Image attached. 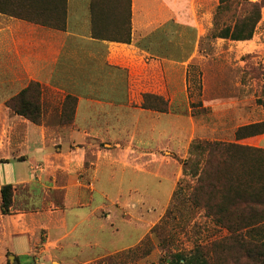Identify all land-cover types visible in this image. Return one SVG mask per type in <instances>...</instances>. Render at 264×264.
<instances>
[{"label": "crops", "instance_id": "0c3cea01", "mask_svg": "<svg viewBox=\"0 0 264 264\" xmlns=\"http://www.w3.org/2000/svg\"><path fill=\"white\" fill-rule=\"evenodd\" d=\"M217 5L66 0L62 28L58 0H18L22 17L0 8V190H13L9 212L0 208V263L90 264L133 247H108L118 220L142 221L141 236L151 229L137 214L141 187L161 177L172 193L181 170L172 176L164 160L185 159L194 139L208 137L191 113L192 70L200 68L205 108L237 102L220 96V63L226 56L228 81L239 86L251 39H209ZM32 84L39 122L7 105ZM68 96L74 113L64 123Z\"/></svg>", "mask_w": 264, "mask_h": 264}, {"label": "trees", "instance_id": "16d2710c", "mask_svg": "<svg viewBox=\"0 0 264 264\" xmlns=\"http://www.w3.org/2000/svg\"><path fill=\"white\" fill-rule=\"evenodd\" d=\"M0 2L5 6V9L0 7L3 12L22 17L18 0ZM263 5L264 2L249 0H218L209 39H252ZM65 8L66 0H58V24L54 26L63 27ZM258 103L264 107V101L258 99ZM7 105L16 113L39 122L38 85L22 90ZM73 113V98L68 96L62 107L63 122H71ZM261 134H264V120L239 126L234 132V141L195 139L190 143L188 154L193 157L183 160L182 166L184 175L191 180L178 182L168 214L184 202L187 207L202 212L217 232L225 231V234L207 243L195 242L190 249L166 258L177 263L166 264H264V148L238 142ZM12 194L11 185L1 188L2 213L9 212ZM240 259L245 263H240ZM7 264L11 263L7 261Z\"/></svg>", "mask_w": 264, "mask_h": 264}, {"label": "rangeland", "instance_id": "374dc122", "mask_svg": "<svg viewBox=\"0 0 264 264\" xmlns=\"http://www.w3.org/2000/svg\"><path fill=\"white\" fill-rule=\"evenodd\" d=\"M249 1L264 2V0ZM209 32L207 34L208 38L210 37ZM205 46L203 45L202 49ZM245 51L246 54L241 56L245 63L242 64L240 62V65L244 66V73L240 76V71H238V76L234 80V82L237 81L240 84L239 86L230 84L227 78L228 74H226L227 70L225 69L228 65V60L225 59L226 56L221 59L220 96L224 100L231 101L232 98H228V95H233V100L237 101L235 105L229 108L212 111L202 105L201 83L199 86L198 80L200 77L197 75L200 68L196 66L192 70V73H195L193 77L197 84L194 85L195 87H193L194 90L192 91L194 102L191 103V113L202 126L203 133L208 135L206 140L234 141V132L239 126L264 120V107L258 103V99L264 101V5L261 8L260 21L257 23L254 35L251 42L246 45ZM207 52H210L209 49ZM234 59L233 62L239 63L237 56ZM205 68L210 74V61L206 63ZM213 79L214 77L212 76L209 79L206 77V83L210 84V88L214 82ZM243 84L244 87L242 86ZM198 89H200L199 95L197 94ZM209 97L210 95L206 98L208 99ZM242 98L244 99L243 102ZM238 142L264 148V134L244 138ZM192 157L193 155L190 154L185 159ZM185 159L175 155L173 159L164 160V164L174 170L171 173L172 176H176L177 171L181 170L176 186L183 179L191 180L189 176L183 173L182 161ZM149 182L151 183V181ZM171 184V181L165 178L156 177L148 187H141L140 192H146V204L140 205L137 214L139 213L140 220L142 218L144 222L153 220V226L145 235L141 236L145 227L142 221L134 220L133 226H129L125 221L118 220L115 223L118 233L111 239L108 238V247L111 248L114 245L116 247L133 245V247L104 255L90 262V264L177 263L175 260H173L174 262L167 261L166 258H172L178 251L190 249L195 242L207 243L219 235L225 234V231L217 232L213 228V224L203 216L202 212L187 207L184 202H180L178 210L172 208V212L169 215L168 208L174 202L173 192L176 188L175 186L172 193H170ZM146 210L147 212H145ZM167 216L168 218H166ZM158 225H161L159 229H153V227ZM239 262L245 263L243 259H240Z\"/></svg>", "mask_w": 264, "mask_h": 264}]
</instances>
